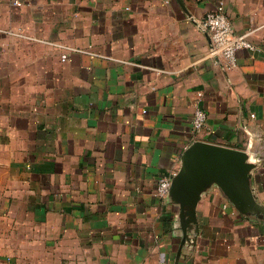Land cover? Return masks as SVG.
Here are the masks:
<instances>
[{
  "label": "crops",
  "instance_id": "1",
  "mask_svg": "<svg viewBox=\"0 0 264 264\" xmlns=\"http://www.w3.org/2000/svg\"><path fill=\"white\" fill-rule=\"evenodd\" d=\"M221 3L255 29L235 67L202 28ZM196 141L244 150L264 207V0H0V264H175L156 188ZM196 216L178 264H264V218L217 186Z\"/></svg>",
  "mask_w": 264,
  "mask_h": 264
},
{
  "label": "water",
  "instance_id": "2",
  "mask_svg": "<svg viewBox=\"0 0 264 264\" xmlns=\"http://www.w3.org/2000/svg\"><path fill=\"white\" fill-rule=\"evenodd\" d=\"M180 161L168 195L178 208L182 232L175 264L183 247L195 243V236L200 232L196 207L202 194L212 186H217L243 216L264 218V207L257 203L251 185L257 165L248 162L244 150L196 141L184 150Z\"/></svg>",
  "mask_w": 264,
  "mask_h": 264
},
{
  "label": "built area",
  "instance_id": "3",
  "mask_svg": "<svg viewBox=\"0 0 264 264\" xmlns=\"http://www.w3.org/2000/svg\"><path fill=\"white\" fill-rule=\"evenodd\" d=\"M202 28L206 31L211 39L212 48L215 55H218L228 67L236 66V54L240 50H249L255 52L257 49L250 41V36L255 29H250L248 32L238 35L235 33L232 23L230 22L224 4H219L218 7L206 13ZM68 56L64 54L61 58L62 62H66ZM192 132L197 135L201 132L207 123V114L205 110L196 105L192 117ZM172 176H164L159 180L156 188V197L166 199L169 195Z\"/></svg>",
  "mask_w": 264,
  "mask_h": 264
}]
</instances>
